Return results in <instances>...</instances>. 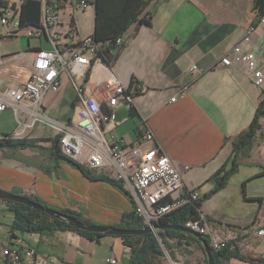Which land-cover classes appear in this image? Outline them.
Wrapping results in <instances>:
<instances>
[{
  "label": "crops",
  "instance_id": "obj_1",
  "mask_svg": "<svg viewBox=\"0 0 264 264\" xmlns=\"http://www.w3.org/2000/svg\"><path fill=\"white\" fill-rule=\"evenodd\" d=\"M12 1L21 5L25 0ZM146 1H150L147 12L151 25L134 23L120 39L121 44L117 41L115 60L110 65L103 60L94 63L82 82L88 95L101 98L105 81L114 78L128 88L134 82V104L115 107V120L103 125L106 139L127 145L140 141L144 130H149L155 139L146 146L165 153L186 188L203 199L221 182L222 176L214 175L234 156V141L251 126L264 101V86L254 85L242 69L217 67L258 20L264 0ZM61 8L60 26L56 28L63 36L61 48L95 36V0L85 10L78 7V0H64ZM0 37V94H5L9 86L28 82L32 52L51 46L44 37L36 42L28 39L27 50L11 51L4 49V39L17 37L7 35L1 27ZM263 46L261 28L252 37V49L260 51ZM192 65L202 74L190 73ZM185 88L184 95L177 97L179 89ZM74 90L73 79L66 77L61 93L50 99L47 111L57 112L50 117L59 122L75 118L78 103ZM174 97L177 100L172 102ZM102 109L107 112L108 105ZM16 120L12 110L0 113V138L8 135L43 142L31 149L0 150V190L37 199L54 211L69 209L100 227H118L122 217L133 212V199L125 190L109 182L89 180L73 161L55 155L51 140L57 135L52 128L36 122L25 135L15 136ZM259 124L250 151L240 154L238 172L225 188L202 203L200 212L211 228L226 236L231 234L232 250L237 247L241 256L264 263V239L237 231L264 227V115ZM13 219L7 203L0 200V264H6L2 249L11 244L13 236L21 237L25 246L36 251L37 261L26 260L24 264H109L114 257L125 264L124 258H131L130 248L114 236L91 241L76 232L59 230L12 235L9 229ZM169 243L174 254L171 259L177 263L206 264L199 242L187 239L181 247L175 240ZM194 253H201L204 261L193 262ZM226 264L256 262L231 258Z\"/></svg>",
  "mask_w": 264,
  "mask_h": 264
},
{
  "label": "built area",
  "instance_id": "obj_2",
  "mask_svg": "<svg viewBox=\"0 0 264 264\" xmlns=\"http://www.w3.org/2000/svg\"><path fill=\"white\" fill-rule=\"evenodd\" d=\"M63 0H43L41 20L38 27H21L19 10L21 5L9 0L4 6L0 3V27L7 35L27 39L47 37L51 48H38L33 51L32 73L26 84L9 86L5 94H0V113L12 110L16 116L17 130L15 136L25 135L33 129L34 124L52 128L57 135L61 154L71 161L86 167L93 173L106 174L122 183L123 189L132 197L135 213L142 219L145 227L157 234L160 220L173 211L193 201H200L199 193L188 190L183 177L172 160L159 148L149 149L146 144L154 141L149 130H144L142 139L136 143L123 144L118 140L109 142L103 125L116 118L114 109L120 103L128 106L134 104L137 90L125 87L112 78L103 82L104 97L88 95L83 79L88 75L92 65L99 63L101 43L94 37H86L78 43H70L61 48L63 36L56 30L61 21V3ZM91 0H78V7L85 10ZM264 29V16L256 27H250L243 41L221 59L217 67H238L243 70L251 82L262 88L264 86V46L260 51L252 49V37ZM0 39V47H1ZM121 44V40H118ZM190 73L202 72L196 65ZM66 77L73 79L76 102L75 118L68 122H59L48 115L50 99L57 97L63 88ZM188 89H179L177 97L183 96ZM172 99V102L177 100ZM108 105L104 112L102 106ZM185 228L208 238L214 252L222 251L229 245V236L220 230L211 228L204 215L200 219H190ZM243 236L253 235L264 239V227L238 228ZM232 231V235H237ZM21 237L13 236L10 245L2 249L6 264H24V261H37L36 251L25 246ZM164 251L168 264H179ZM109 264H120L111 258Z\"/></svg>",
  "mask_w": 264,
  "mask_h": 264
},
{
  "label": "trees",
  "instance_id": "obj_3",
  "mask_svg": "<svg viewBox=\"0 0 264 264\" xmlns=\"http://www.w3.org/2000/svg\"><path fill=\"white\" fill-rule=\"evenodd\" d=\"M64 1V0H63ZM257 1V0H256ZM256 1H254V6ZM6 3L2 2V6ZM150 1L146 0H95L97 8V28L94 39L96 42L101 43V50L99 56L102 60L110 65L116 58L117 41L122 39L128 29L137 23L138 26L151 25L150 13L147 12ZM258 20L251 24V27H256L260 21V18L264 16V9H258ZM42 3L35 0H25L19 10V19L21 27H38L41 20ZM2 37H0L1 39ZM134 82L131 88L134 87ZM264 115V101L260 104L255 118L248 128L247 131L243 132L234 141V156L225 163L224 166L214 175V177L222 176L219 185L210 193L206 194L200 201H193L173 211L165 218L160 220V225L165 226H176L178 228H185V224L190 219H200V208L202 203L212 198L218 191L225 188L231 176L238 172L240 164L238 159L241 153L250 151L253 142L256 138L259 122ZM55 147V155L61 157V150L58 142V138L51 140ZM43 142L40 140H29V139H13L6 135L0 138V150L7 148L9 149H31L35 148L37 143ZM66 158V157H65ZM70 160L69 158H66ZM71 161V160H70ZM72 162V161H71ZM79 170L86 176L87 179L92 181L109 182L114 186H117L120 190L124 191L122 183L116 179L102 173H93L75 162ZM230 166V169L227 168ZM125 192V191H124ZM127 195L128 193L125 192ZM32 201L41 204L37 199H30ZM14 219L10 226V232L12 235L15 233L22 234H43L48 231H69L76 232L80 236L87 240L99 241L103 239L104 235L100 233L86 232L84 230H77L75 227L69 225L65 220L55 219L48 214L38 211L37 209L23 205L22 203L7 202ZM134 205V204H133ZM46 207V206H44ZM63 214H67L69 217L76 219L84 223L87 226H95L93 223L86 221L81 217L80 214L72 212L69 209L61 211ZM118 229L140 231L145 228L142 219L135 213V210L129 214H125L122 217L121 223ZM201 236V235H200ZM203 237L209 243L208 238ZM124 245L129 247L131 250V264H167L165 259L164 250L168 252L170 257L173 259L174 254L172 253V246L169 240H175L178 246H182L187 239L193 240L198 243L193 236L188 233L178 232L176 230H161L157 234H141L136 236H124L120 237ZM199 244V243H198ZM201 247V246H200ZM202 248V247H201ZM204 249L202 248V252ZM239 248L232 250V244H229L226 249L219 252L212 250V257L215 264H226L231 258H240L243 260H249L256 262V264H264L262 261L256 259L245 258L240 255ZM205 255L206 264H208L207 256Z\"/></svg>",
  "mask_w": 264,
  "mask_h": 264
},
{
  "label": "water",
  "instance_id": "obj_4",
  "mask_svg": "<svg viewBox=\"0 0 264 264\" xmlns=\"http://www.w3.org/2000/svg\"><path fill=\"white\" fill-rule=\"evenodd\" d=\"M0 200L7 201V202H14V203H22L23 205H26L31 208L37 209L38 211L44 212L55 219L65 220L69 223V225L75 227L77 230H84L86 232L100 233V235H104V236H114L115 238H120V237L130 236V235L136 236V235H141L145 233L147 234L154 233V231L149 227H145L144 229L140 231H131V230L118 229L116 227H100V225L87 226V225H84V223L77 221L74 218L69 217L67 214H63L62 212L54 211L53 209L44 207L38 204L37 202L30 200L29 198L22 197V195L10 194L2 190H0ZM156 229L157 231L176 230L178 232L188 233L189 235L193 236L194 239H196L201 244L202 248L204 249L203 251L207 256L208 264H215L213 257H212V249L209 243L203 237L198 235V233H194V231H191L183 227L178 228L176 226L163 227L162 225H159L157 226Z\"/></svg>",
  "mask_w": 264,
  "mask_h": 264
},
{
  "label": "rangeland",
  "instance_id": "obj_5",
  "mask_svg": "<svg viewBox=\"0 0 264 264\" xmlns=\"http://www.w3.org/2000/svg\"><path fill=\"white\" fill-rule=\"evenodd\" d=\"M4 49L11 50V51H22V50H27V42L28 39L24 35L18 36L17 38H6L4 39ZM37 39H34V42H36ZM53 108V107H52ZM48 115L49 116H56L57 112L56 110H49L48 108ZM124 258V257H123ZM166 258V256H165ZM125 259V264H131V258L128 260L126 257ZM204 257L202 256L201 253H194L193 254V262L195 261L200 262L203 260ZM204 261V260H203ZM194 264V263H192Z\"/></svg>",
  "mask_w": 264,
  "mask_h": 264
}]
</instances>
